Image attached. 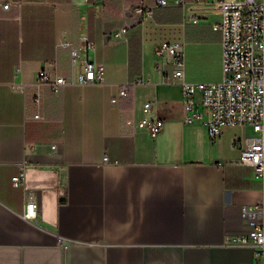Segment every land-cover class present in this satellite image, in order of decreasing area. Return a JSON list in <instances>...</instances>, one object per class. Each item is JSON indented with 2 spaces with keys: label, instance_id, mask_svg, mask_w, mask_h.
I'll return each instance as SVG.
<instances>
[{
  "label": "crops",
  "instance_id": "crops-1",
  "mask_svg": "<svg viewBox=\"0 0 264 264\" xmlns=\"http://www.w3.org/2000/svg\"><path fill=\"white\" fill-rule=\"evenodd\" d=\"M0 0V264H264L248 235L244 207L264 206V181L237 163L236 136L225 127L184 122L182 88L165 84L173 66L155 68L164 42L184 49L189 82L223 76L221 14L186 0ZM149 8L150 15L136 12ZM188 7L201 18L187 19ZM127 28L123 38L115 33ZM70 42L105 66V85L79 82ZM218 73L208 78V59ZM48 69L74 83L40 90ZM126 86L127 96L120 95ZM117 102H112L113 99ZM151 103L149 113L144 106ZM40 112L42 120L34 119ZM163 120L153 137L128 120ZM105 157L108 160H105ZM24 171L23 185L15 176ZM37 220L24 217L28 198Z\"/></svg>",
  "mask_w": 264,
  "mask_h": 264
},
{
  "label": "built area",
  "instance_id": "built-area-1",
  "mask_svg": "<svg viewBox=\"0 0 264 264\" xmlns=\"http://www.w3.org/2000/svg\"><path fill=\"white\" fill-rule=\"evenodd\" d=\"M201 2V0H193ZM11 1L4 3L8 9ZM176 4L186 6V0H177ZM158 6L169 5L168 0H158ZM206 4L215 8L221 14V21L214 25V30L223 34V76L218 82L191 83L186 78L184 49L179 43H161L155 52V68L162 73L166 64H171L173 70L169 81L165 84L178 85L182 88L184 122L188 125L201 123L208 128L212 139L221 135L223 128L239 127L247 130L250 135L236 136L232 146L241 150L237 163L250 166L255 174L264 181V0H207ZM136 12L143 16L151 14L149 8L137 6ZM187 19L197 24L200 17L195 7H188ZM127 28L115 33L116 38H123ZM60 46L70 47L74 65L80 64L79 82L82 84L105 85V66L83 58L70 42L63 41ZM74 83L61 74H53L48 69H41L34 85L38 93L34 102L41 105L40 90L49 87L54 93H59L68 84ZM121 96H127L128 90L124 86L120 89ZM112 102H117L114 98ZM151 103L144 106L149 113ZM34 119L42 120L40 112ZM128 125L148 128L150 134L157 136L163 127L162 119L128 120ZM107 161L108 158L105 157ZM24 171L15 176L16 186L23 185ZM39 203L33 197L28 198L25 205L24 217L37 220ZM245 221L253 223V229L248 235L229 238L230 245L252 246L256 257L264 256V206L244 207Z\"/></svg>",
  "mask_w": 264,
  "mask_h": 264
},
{
  "label": "rangeland",
  "instance_id": "rangeland-1",
  "mask_svg": "<svg viewBox=\"0 0 264 264\" xmlns=\"http://www.w3.org/2000/svg\"><path fill=\"white\" fill-rule=\"evenodd\" d=\"M217 73V59L215 57L208 59V78H210L212 74L215 76Z\"/></svg>",
  "mask_w": 264,
  "mask_h": 264
}]
</instances>
